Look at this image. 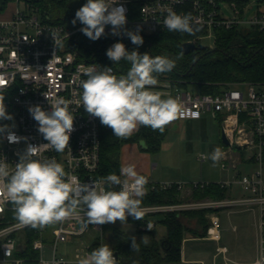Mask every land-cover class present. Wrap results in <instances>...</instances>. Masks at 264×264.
Masks as SVG:
<instances>
[{"label":"built area","instance_id":"1","mask_svg":"<svg viewBox=\"0 0 264 264\" xmlns=\"http://www.w3.org/2000/svg\"><path fill=\"white\" fill-rule=\"evenodd\" d=\"M16 10L12 18L0 20V97H4L6 110L13 120L0 121V125H14L12 131L19 137H25L18 143H9L6 133L0 134V160L8 163L9 169L14 170L19 162L18 153L29 145L41 146L48 142L38 132V123L30 115L28 108L39 105L45 111L51 110V100L63 97L69 101V111L74 115L73 131L70 135L69 148L58 153L51 147L41 146L39 159L55 158L66 173L75 175L80 183L94 185L106 190L119 191L120 186L109 185L100 175L102 132L109 127L101 124L99 118L89 115L81 102L82 88L80 81L87 79L85 72L88 68L103 71V67H112L113 74L126 75L121 67L106 65L95 61H85L81 57L79 47L73 45V39L83 34L80 29L84 25L75 24L72 29L65 23L53 21L45 11L34 5L33 0H26L21 8L22 0H14ZM227 2V3H226ZM259 3L264 0H258ZM226 4V5H223ZM123 5L126 9L127 30H139L142 37L158 36L168 31L164 19L171 10L179 15L191 14L194 25L200 34L193 41L200 42L207 48L213 49L217 40V31L233 30L236 28L264 30V12L258 10L247 17L249 4L242 8L236 0H117L113 6ZM228 10L231 15L225 13ZM69 22V21H68ZM73 25V23L70 21ZM111 34V25L105 27L102 37L111 40L128 39L123 34ZM58 33L62 38L63 47L56 51L51 34ZM55 52V54H54ZM158 84L150 86V90L161 94L162 99L172 97L180 106L177 118L181 121H198L205 116L220 120L222 134L229 144V152H224L223 169H228L231 163L233 169L238 168V162L233 150L252 152L259 150L255 160L259 169L252 175H241L234 183L219 184L228 189L238 184L243 195L221 201L186 202L177 205L143 204L140 229L153 231L156 228V215L167 212L196 210L204 208L245 210L259 209L262 226L258 239L257 258L252 264H264V85L252 83L234 86H222L216 94H202L193 89L179 87L177 81L167 76L157 77ZM244 88V89H243ZM247 90V94L243 91ZM49 97V101L47 100ZM50 102V103H49ZM202 162L206 156L200 158ZM144 188V195L157 189H170L174 185L182 192L189 188L192 191L199 187L198 183H156L150 176ZM124 177H121L123 180ZM201 188L206 183H200ZM87 209L85 208V211ZM83 214V213H82ZM81 214V216H82ZM133 218L128 216L127 220ZM208 238L220 241L222 237L221 221L217 216L210 218ZM151 230H149L148 226ZM103 225H89L80 231V217H73L63 222L43 228H32L22 225L15 219L14 206L0 197V264H26L29 260L18 257V253L26 248L25 233L33 232L38 237L33 241V250L39 253L37 264H79V259L85 258L91 251L90 246L76 251L71 255L64 252L68 244L81 239L91 230L103 235ZM114 256V255H113ZM117 260V257L114 256Z\"/></svg>","mask_w":264,"mask_h":264},{"label":"clouds","instance_id":"2","mask_svg":"<svg viewBox=\"0 0 264 264\" xmlns=\"http://www.w3.org/2000/svg\"><path fill=\"white\" fill-rule=\"evenodd\" d=\"M116 4L117 0H87L76 11L72 23L75 25L79 21L84 25L80 31L92 41L99 40L105 34V27L111 25L112 35H121L123 29V34L134 45H142L144 41L139 30L125 28V7L113 6ZM163 23L170 32L194 34L199 31L191 14L179 15L170 10ZM51 36L56 51L63 47L58 33H52ZM106 55L113 64L126 60L131 67L126 75L120 76L113 74L112 67H103V71L88 68L85 72L87 79L80 81L84 110L99 118L102 125L111 128L118 139L131 137L140 126L162 133L177 118L180 106L172 97L162 99L160 93L150 90V86L158 84L154 74L170 72L175 68V60L165 56L152 57L135 50L129 52L122 42L111 45ZM46 98L49 101L50 98ZM69 103L59 97L51 100L50 111L43 110L39 105L28 108L30 115L38 123V132L48 142L41 146L51 147L58 153L69 148L74 121ZM13 119L6 110L4 97H0V121ZM13 127L14 125H0V134L6 133L9 143L27 139L17 136L12 131ZM41 146L29 144L22 153H18L19 162L15 164L14 170L9 169L4 158L0 160V197L14 206L15 219L20 224L36 229L80 217L82 232L89 225L115 223L117 220L127 222L128 216L143 220L141 199L138 198L143 197L148 179L139 175L134 165L122 166L119 176L112 173L104 178L103 182L109 187L120 186L119 191L103 187L97 190L95 182L94 185L82 184L75 175L66 173L55 158H37ZM222 157V149L217 147L209 158L215 164ZM121 176L124 177L123 180ZM141 242L145 245L148 243L143 238ZM131 247L132 251L139 250L135 237H131ZM79 264H117V260L113 251L105 244L79 259Z\"/></svg>","mask_w":264,"mask_h":264},{"label":"trees","instance_id":"3","mask_svg":"<svg viewBox=\"0 0 264 264\" xmlns=\"http://www.w3.org/2000/svg\"><path fill=\"white\" fill-rule=\"evenodd\" d=\"M42 1L33 0L35 3ZM236 1L242 8L248 3L245 0ZM11 2L14 0H0V14L6 11ZM51 2L62 7L65 6L67 0H51ZM86 2L87 0H83L82 6ZM77 10L51 17L53 21L59 23L72 22ZM42 11L44 10L42 9ZM76 24L81 25L79 21ZM200 33V30L194 34L167 31L158 36L143 37L144 42L139 46L134 45L130 38L111 40L101 37L99 40L92 41L84 34H79L73 39V45L79 47L83 60L119 66L124 74H127L131 64L126 60L113 64L106 55L107 49L116 42H122L129 52L135 50L140 54L148 53L152 57H168L175 60V68L170 72L154 75L160 78L167 76L173 81H177L180 88L193 89L204 94H216L220 92L222 86L247 83L264 85V30L247 28L220 30L216 33L217 40L213 49L207 48L184 54L181 49L182 44L193 42ZM192 67L193 69H191ZM164 137V132L154 131L145 126H140L137 132L127 139L115 137L111 128L104 130L101 136L100 175L104 178L112 173L120 175L119 153L124 144L143 142L146 146L145 151L158 152ZM228 192V189L219 184H205L202 188L199 184V187L193 190L192 199L194 202L205 199L221 201L227 198ZM179 195L180 191L174 185L170 189H157L150 192L142 197V201L147 206L177 205L183 203L179 200ZM217 211L218 209L215 208H204L158 214L156 217H162L160 223L167 229L166 236L161 239H156L153 231L140 229L142 220L130 218L127 221L138 226L137 236H135L139 244L138 251H132L130 236L118 228L109 227L103 229L102 237L92 243L90 251L106 244L113 251V255H117V264H183V243L186 234L189 233L200 238L207 237L211 225L208 216ZM142 236L149 238L146 245L141 242ZM24 237L26 248L18 254V257L25 258L35 264L39 253L33 250L32 243L38 236L31 231L26 232Z\"/></svg>","mask_w":264,"mask_h":264},{"label":"rangeland","instance_id":"4","mask_svg":"<svg viewBox=\"0 0 264 264\" xmlns=\"http://www.w3.org/2000/svg\"><path fill=\"white\" fill-rule=\"evenodd\" d=\"M245 1L249 4L246 12L247 17L251 16L254 12H258V10L264 12V2L259 3L258 0ZM25 3H27L26 0H22L20 7H25ZM82 3L83 0H67L65 6L59 7L56 3L51 2V0H43L41 3L34 2V5L36 7H42V9L49 16L53 17V15L59 16L71 10H77L82 6ZM14 5H16V3L12 2L9 6L12 8ZM223 5L226 4L223 3ZM225 13L228 16L231 15V13L226 9ZM5 14V12L1 13L0 18ZM66 27L72 29L74 25L67 22ZM243 91L247 94V90ZM163 132L165 137L161 142V149L158 152H149L151 154L150 160L143 161V159L140 158L138 161H134V159L132 161L133 153L136 149L139 148L142 152H147L145 151V144L141 142L124 144L119 153L120 162L128 163V165H132V163L135 162H140L142 164L147 163L150 167L153 164H156L157 167L154 169L152 175L151 173L144 175L150 176L151 179L156 182L178 181V183L187 184L188 186L193 183H234L241 175H252L259 169V163L255 160L257 154L260 152L257 149L252 152L239 149L233 150L238 162V168L233 169L230 163L228 165V169H223L222 164L225 157L224 152H229V148L222 141L221 123L220 120L215 117L205 116L203 120L201 119L198 121H181L176 118L165 127ZM217 147L222 149L223 157L218 163L214 164L209 157ZM202 156L207 157L205 162L200 160ZM191 192L192 190L189 188L182 189V192H180L179 195V200L184 203L194 202L192 199L193 192ZM228 193V199L238 198L244 194L242 188L238 184H234L232 190ZM202 201L212 200L205 199ZM240 209L242 208L223 209L220 211V216L221 218H225V220H227L228 213H238ZM212 216H216L215 213H211L208 217L211 218ZM243 217H245V215H234L230 221H226L223 228H225V226L229 227L230 236L234 234L232 231L233 225L239 226ZM155 220L157 225L153 232L156 239H161L166 235L167 229L165 225L160 223L162 217H156ZM230 223L232 225L231 227ZM108 227L118 228L130 237L137 236L136 231L138 226L130 224L128 221L121 223L117 220L115 223H105L103 226L104 229ZM98 238H101L100 233L91 230L89 234H86L81 239L76 240L74 246L78 250L82 251L87 246H91ZM142 238L147 241L149 240L147 236H142L141 239Z\"/></svg>","mask_w":264,"mask_h":264},{"label":"crops","instance_id":"5","mask_svg":"<svg viewBox=\"0 0 264 264\" xmlns=\"http://www.w3.org/2000/svg\"><path fill=\"white\" fill-rule=\"evenodd\" d=\"M9 5L5 11L6 14L3 15V17H1L0 19L8 20L12 18L16 10V5H14V7L12 8ZM140 158H142L143 161L150 160L151 154L149 152H142L141 149L138 148L133 153L132 161L133 159L134 161L135 160L138 161L140 160ZM120 164L121 167L123 165L124 166L128 165V163H122V162H120ZM132 165L135 166V170L139 175L150 174V173L152 175L154 169L157 167L156 164H153L150 167L149 164L147 163L142 164L140 162L132 163ZM156 183L178 184V181H164V182H156ZM221 210L223 209H218V211L215 213V215L221 221V225H222L221 232L226 221L227 220L230 221L234 215H245V217L241 219L239 226L233 225L232 231L234 232L233 234L234 236L233 235L230 236V232H229L230 229L228 226H225V228H223L221 240L218 242L209 239L208 236L205 238H200V237H194L193 235L187 233L183 243V264H252L255 262L258 253V239L262 226V220L259 209L257 208H255L254 210L240 209L238 213L230 212L228 213L227 220H225V218H221L220 216ZM231 226L232 225L230 223V227ZM74 243L65 246L63 248L64 249L63 251L72 255L77 249L75 248ZM26 264H34V263L27 262Z\"/></svg>","mask_w":264,"mask_h":264},{"label":"water","instance_id":"6","mask_svg":"<svg viewBox=\"0 0 264 264\" xmlns=\"http://www.w3.org/2000/svg\"><path fill=\"white\" fill-rule=\"evenodd\" d=\"M181 49H182V52L184 54H189V53L195 52V51L206 50L207 47L204 46L203 44H196L194 42H185V43L182 44V48ZM191 69H193V67ZM222 141H223V143L225 145L229 144V142L226 139L224 134H222ZM145 148H146V146H145ZM114 256L117 257V255H114Z\"/></svg>","mask_w":264,"mask_h":264}]
</instances>
